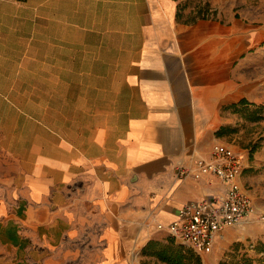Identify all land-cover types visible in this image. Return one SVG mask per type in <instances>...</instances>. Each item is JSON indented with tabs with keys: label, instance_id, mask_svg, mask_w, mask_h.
Wrapping results in <instances>:
<instances>
[{
	"label": "crops",
	"instance_id": "crops-1",
	"mask_svg": "<svg viewBox=\"0 0 264 264\" xmlns=\"http://www.w3.org/2000/svg\"><path fill=\"white\" fill-rule=\"evenodd\" d=\"M209 1L216 17L189 0H43V50L30 51L11 24L20 0H0V264L78 251L143 264L147 241L168 235L157 223L225 194L213 174L175 173L216 143L242 154L257 196L264 144L242 143L257 121L228 106L247 98L238 74L259 36Z\"/></svg>",
	"mask_w": 264,
	"mask_h": 264
},
{
	"label": "rangeland",
	"instance_id": "rangeland-1",
	"mask_svg": "<svg viewBox=\"0 0 264 264\" xmlns=\"http://www.w3.org/2000/svg\"><path fill=\"white\" fill-rule=\"evenodd\" d=\"M189 1L197 9L198 15L216 17V10L209 0ZM222 3L227 11L226 14H234L237 18L252 24V28L259 36L258 46L240 66L238 80L245 88L246 99L253 103L248 106V111H245L242 117L247 123L257 121L255 124L244 127L242 143L248 146L256 142L261 146L264 144V108L261 110L262 118L259 120H249L245 115L250 114L255 109V105L264 107V0H222ZM18 13L16 20L11 24L20 37L21 49L42 51L43 0H20ZM262 161L256 169L259 172L255 181L257 196L252 195L255 213L241 225L225 230L223 234L225 240L222 243L217 241L209 254H202V264H235L243 258H248L250 264H259L258 259L264 257L255 249L260 241H264V218L262 219V216L264 217V162ZM248 188H251V185ZM165 237L167 235L160 236V239L164 240ZM74 255L77 256L69 261V264H96L93 252L78 251ZM146 260L148 264H153V258L147 257Z\"/></svg>",
	"mask_w": 264,
	"mask_h": 264
},
{
	"label": "built area",
	"instance_id": "built-area-1",
	"mask_svg": "<svg viewBox=\"0 0 264 264\" xmlns=\"http://www.w3.org/2000/svg\"><path fill=\"white\" fill-rule=\"evenodd\" d=\"M242 172V154L223 143L214 144L206 158L197 157L190 163L179 164L175 171L178 178L198 179L209 173L226 182L227 190L218 198L182 204L171 222L157 223V228L165 229L195 252L209 254L221 231L242 223L255 213L252 198L241 184Z\"/></svg>",
	"mask_w": 264,
	"mask_h": 264
},
{
	"label": "trees",
	"instance_id": "trees-1",
	"mask_svg": "<svg viewBox=\"0 0 264 264\" xmlns=\"http://www.w3.org/2000/svg\"><path fill=\"white\" fill-rule=\"evenodd\" d=\"M253 104L246 98H241L238 102L232 103L228 108L239 112L242 116L245 111H248V106ZM255 105V104H254ZM255 109L248 115H245L249 120H259L262 118L261 110L264 108L261 105H255ZM225 133V128L221 127L216 131L218 136ZM259 146L258 143L250 144V155ZM257 252H261L264 256V241H260L259 246L255 248ZM141 253L145 256L153 258V264H202V259L199 254L195 253L185 244L175 240L169 234L162 239H149L142 247ZM259 264H264V257L258 259ZM143 264H148L147 260ZM235 264H250L248 258H243Z\"/></svg>",
	"mask_w": 264,
	"mask_h": 264
}]
</instances>
